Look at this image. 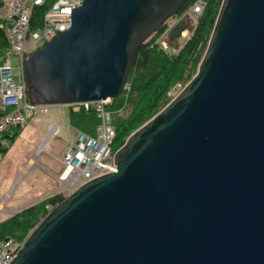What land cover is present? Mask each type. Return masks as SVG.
I'll list each match as a JSON object with an SVG mask.
<instances>
[{
  "label": "water",
  "instance_id": "95a60500",
  "mask_svg": "<svg viewBox=\"0 0 264 264\" xmlns=\"http://www.w3.org/2000/svg\"><path fill=\"white\" fill-rule=\"evenodd\" d=\"M189 0H82L28 54L32 103L115 98ZM190 26L179 18L176 40ZM7 264H264V0H223L198 70Z\"/></svg>",
  "mask_w": 264,
  "mask_h": 264
},
{
  "label": "built area",
  "instance_id": "2783aa9c",
  "mask_svg": "<svg viewBox=\"0 0 264 264\" xmlns=\"http://www.w3.org/2000/svg\"><path fill=\"white\" fill-rule=\"evenodd\" d=\"M47 3L48 0H0V21L7 24L8 36V45L0 54V132H8L14 128L23 129L33 115L49 110L50 104L32 103L29 100L24 78V60L31 50L70 26L71 8L79 6L82 0L49 2L41 23L39 21V24L32 28L34 8ZM206 4L207 0H195L188 15L200 14ZM15 57L20 61L22 81H17L14 76L16 66L13 64V59ZM168 94L172 95L171 97L176 95L174 89ZM111 100L107 98L67 104L74 110L93 108L98 122L94 133L77 129L74 136L70 138L60 158V171L56 174L61 187L51 194H64L66 189L72 192L85 181L109 170H116L114 154L117 149L114 150L113 145L117 130L110 109ZM59 130V123L53 122L36 152L41 153L47 142L58 134ZM53 207L47 205L48 211ZM1 208L4 209V206L2 205ZM21 245L22 243L18 244L13 238L0 240V264H7Z\"/></svg>",
  "mask_w": 264,
  "mask_h": 264
},
{
  "label": "trees",
  "instance_id": "16d2710c",
  "mask_svg": "<svg viewBox=\"0 0 264 264\" xmlns=\"http://www.w3.org/2000/svg\"><path fill=\"white\" fill-rule=\"evenodd\" d=\"M52 1L48 0L46 5L34 8L32 28L37 26L39 21L41 23L45 9ZM194 1L189 0L183 9L190 10ZM222 1L207 0L203 11L194 21L191 35L176 48V52H167L159 43H154V35L140 46L122 92L113 98L110 104L117 130L114 150L121 147L132 132L168 104L170 90L178 84L182 88L195 75L208 46ZM164 29H161L158 34ZM7 45V24L0 21V54ZM69 117L71 124L77 129L94 133L98 118L93 108L74 110L70 107ZM21 130V128H14L8 132H0L1 152L6 149L4 139L14 140ZM64 198L63 193L51 194L5 217L0 221V240L13 238L18 244L23 243L29 231L48 212L47 205L55 206Z\"/></svg>",
  "mask_w": 264,
  "mask_h": 264
},
{
  "label": "crops",
  "instance_id": "0c3cea01",
  "mask_svg": "<svg viewBox=\"0 0 264 264\" xmlns=\"http://www.w3.org/2000/svg\"><path fill=\"white\" fill-rule=\"evenodd\" d=\"M70 106L67 104H54L47 112H41L31 117L28 124L21 130V135L25 136L29 142L22 152L21 159L17 161V170L10 174L0 175V221L5 218L4 211H17L18 209L36 202L46 195L56 192L61 187V182L52 172L53 168L61 167L60 158L63 155L70 138L74 136L77 128L70 122ZM53 122L60 125L58 134L54 135L45 145L41 153L36 150L48 133ZM57 160L59 164L53 162ZM40 159L53 168H46L41 164ZM40 164L45 168L50 176H40L35 173V167ZM21 170L24 174L21 177ZM36 179L43 182L36 183ZM45 179V180H44ZM70 190H65L68 195ZM4 206V209L1 208ZM9 206L8 208L6 206Z\"/></svg>",
  "mask_w": 264,
  "mask_h": 264
},
{
  "label": "rangeland",
  "instance_id": "374dc122",
  "mask_svg": "<svg viewBox=\"0 0 264 264\" xmlns=\"http://www.w3.org/2000/svg\"><path fill=\"white\" fill-rule=\"evenodd\" d=\"M184 11L188 13L189 9L187 8ZM181 16H182V14H180V15L176 14L175 16L171 17L167 21V23L165 24L164 31L159 33V34L158 33L154 34L155 40L153 42L159 43L160 46L167 52H176V50H177L176 48L181 46L184 43V41L191 35V30L194 27V21L197 19V14H192V16L188 15L186 20L189 22L190 26L188 28H186L185 30H183L182 34L179 37H177L176 40H170L168 37V30H170V28L173 26V24H175V22H177L178 19L181 18ZM150 38H148L147 40H149ZM13 64H14V66H16L14 69L15 79L17 81H22L23 80V73H22V70L19 68L20 61L17 57H15L13 59ZM197 70H198V66H197L196 71ZM188 82H186V84ZM184 86H182V88ZM182 88H181V85L178 84L176 87H174V93L177 95L181 91ZM171 96L172 95L168 94L170 101L175 97V96L174 97H171ZM111 103H112V100H111ZM50 106L51 105H49V107ZM33 116H36V115H33ZM33 116H32V118H33ZM28 142H29V140L25 136L21 135V131L14 140H10L8 138L4 139V146L6 147V149L4 150V152L0 151V175H3L5 173L6 174H8V173L12 174L17 170V161L19 159H21L22 152L25 148H27L26 146L28 145ZM52 160H53V162H56L57 164H59V162L57 161L58 159L55 160L52 158ZM40 162H41V164H44L46 166V168H53V166H48V164L43 162L41 159H40ZM60 168L61 167L53 168L52 172L57 174L60 171ZM22 172L23 171L21 170V174H20L21 177L24 175ZM35 173L40 175V176H43L44 174L46 176H50V173L45 168H43L40 164L36 165ZM41 181L43 182L42 179H36L34 182L41 183ZM38 201L32 202L29 205L35 204ZM29 205H26L24 207H27ZM6 207L8 208L9 206L7 205ZM24 207H22L20 209H23ZM20 209H18V210H20ZM14 212H16V211H11V212L10 211H4L3 213L6 215L5 217H7V216L13 214ZM30 231H29V233H30Z\"/></svg>",
  "mask_w": 264,
  "mask_h": 264
},
{
  "label": "flooded vegetation",
  "instance_id": "af4514ba",
  "mask_svg": "<svg viewBox=\"0 0 264 264\" xmlns=\"http://www.w3.org/2000/svg\"><path fill=\"white\" fill-rule=\"evenodd\" d=\"M184 11V9L182 8V10L178 13L179 15L180 14H182V16H181V18H184V19H186L187 18V16H188V13L187 12H183ZM160 32V31H159ZM158 33V32H157Z\"/></svg>",
  "mask_w": 264,
  "mask_h": 264
}]
</instances>
